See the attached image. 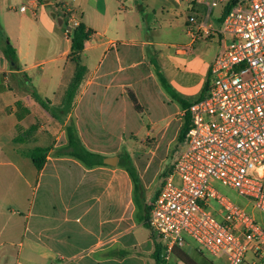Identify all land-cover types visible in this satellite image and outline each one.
Returning <instances> with one entry per match:
<instances>
[{
    "label": "crops",
    "instance_id": "0c3cea01",
    "mask_svg": "<svg viewBox=\"0 0 264 264\" xmlns=\"http://www.w3.org/2000/svg\"><path fill=\"white\" fill-rule=\"evenodd\" d=\"M12 1L0 0L7 13L15 9ZM22 1L29 5L26 11L20 7L23 14L30 10L35 17L20 23L6 18L0 41L4 83L0 84V246L17 247L18 264H156L155 239L146 224L144 205L150 203L148 190L160 178L187 113L157 73L187 102L201 96L212 63L185 58L201 48L194 49L189 17L196 15L201 21L205 7L193 0H169L187 7L185 24L191 37L189 52L175 47L179 64H174L172 55L151 49L148 39L140 40L131 31L129 37L108 36L107 29L94 31L73 6L80 7L79 0ZM67 8L93 34L82 53L87 74L63 124L53 108L62 106L76 70L69 57ZM99 14L103 17L105 11ZM224 14L222 9L212 19L211 12L210 23L218 30ZM220 38L213 34L199 40L208 42L202 50H209L213 42L220 46ZM8 43L16 49V63L7 58ZM34 92L43 102L34 98ZM17 102L29 111L20 119ZM70 119L89 151L104 158L131 156L143 185L141 208L130 174L118 165L120 157L115 166L88 168L56 153L68 144ZM35 148L50 149L41 170L30 156Z\"/></svg>",
    "mask_w": 264,
    "mask_h": 264
},
{
    "label": "built area",
    "instance_id": "2783aa9c",
    "mask_svg": "<svg viewBox=\"0 0 264 264\" xmlns=\"http://www.w3.org/2000/svg\"><path fill=\"white\" fill-rule=\"evenodd\" d=\"M193 1L206 9L201 21L189 17L194 43L217 34L220 52L206 96L189 108L190 129L147 223L167 255L187 245V234L225 264H243L248 255L264 264V227L255 215L264 213V0ZM219 6L227 12L218 30L210 16ZM67 9L69 35L80 21Z\"/></svg>",
    "mask_w": 264,
    "mask_h": 264
},
{
    "label": "rangeland",
    "instance_id": "374dc122",
    "mask_svg": "<svg viewBox=\"0 0 264 264\" xmlns=\"http://www.w3.org/2000/svg\"><path fill=\"white\" fill-rule=\"evenodd\" d=\"M72 4V0L69 1ZM75 3V2H74ZM73 3V4H74ZM80 7L73 5L85 18L87 22H90L94 31L104 32L108 36H113L116 33L124 34L129 37L133 34L140 40L148 39L151 43V49H155L157 52H167L173 56L174 64H179L177 56L175 55V47L183 48L188 52L191 50L188 47V43L191 41V37L187 34V27L185 20L188 18V9L183 4L177 7L169 0H79ZM15 9L7 13V6L0 4V41L5 37L3 29L6 18L10 22L20 23L22 20L27 18H34L33 11L28 10L27 13L23 14L20 7L26 6L29 8L26 1L13 0L11 2ZM222 7H216L212 10V19L219 17ZM105 16H99V12H104ZM7 14V17H6ZM35 15V13H34ZM131 31L127 35V33ZM7 39V38H6ZM204 43V44H203ZM208 43L207 41H197L194 44V49H197L195 56L191 53L185 59H194L196 62L201 60H210L211 63L214 61V57L220 51V46L217 43H211L212 47L207 51H203L202 47ZM172 58V57H171ZM167 75L166 71L162 69ZM0 84L3 83V76L0 74ZM183 143L178 144L176 142L173 147L169 149V153L165 157V162L162 166V171H168L171 165H173L177 153L182 148ZM162 150H165L163 148ZM163 154V153H161ZM162 179H158L156 185L148 190V201L151 202L156 195ZM236 201L242 205H246L247 201L241 197H238L235 191L226 188L224 190ZM258 223L264 227V213L256 211ZM1 228V226H0ZM187 241V245L177 249L175 252L167 255V264H185L179 257V254L186 253L194 261L199 264H225L224 258H218L211 256L207 251L200 250L198 243L191 238L189 235L184 234ZM18 249L17 247L8 248L0 246V264H18ZM252 256L248 255L243 264H251ZM23 263V262H22Z\"/></svg>",
    "mask_w": 264,
    "mask_h": 264
},
{
    "label": "trees",
    "instance_id": "16d2710c",
    "mask_svg": "<svg viewBox=\"0 0 264 264\" xmlns=\"http://www.w3.org/2000/svg\"><path fill=\"white\" fill-rule=\"evenodd\" d=\"M227 12V9L225 10V13ZM68 25V24H67ZM93 34V31L88 28L84 23L80 22V24L73 29V31L69 34L71 37V51L69 54V57L72 61L75 62L76 64V70L74 73V76L68 85L65 95H64V100L62 103L61 107H54L53 108V113L57 117L59 121H61L63 124L71 114V110L73 107L74 100L78 94L79 88L82 84V82L85 79V76L87 74V67L83 63L82 59V53L85 47V43L89 40L91 35ZM5 53L7 55V58L9 59L10 62L16 63L17 61V52L16 49L12 46L11 43H8L6 45ZM161 83L163 84L164 88L171 94V96L176 100L178 103L181 104V106L187 110V113L184 117V123L182 125V128L180 130L179 136L177 143L181 144L184 142L186 134L188 130L190 129L191 126V117L189 113V108L190 106L203 99L208 91V78L206 81V84L204 86L203 92L201 96L195 100L192 103L187 102L185 99H183L180 95L176 94L172 87L167 83L166 79L164 76L158 72L157 73ZM34 98L39 101L43 102V99L38 95L37 93H33ZM133 100L135 104L138 107L137 100L134 96ZM17 108L19 111H17V117L20 119L26 114L29 113L27 109H23L20 102H17ZM66 131H67V136H68V144L67 146L62 149L58 150L56 153L58 155H68L71 156L77 160H79L81 163H83L86 167L88 168H93L96 166H108L103 163V158L104 156L98 153H94L92 151H89L82 143L80 137L78 136L77 129L74 123V120L70 119V122L66 125ZM50 149L47 148H35L31 152V159L37 170H41L46 162V156L49 153ZM120 160L118 165L125 168L128 173L131 176V179L134 184V193H135V200L139 208L142 207V198L141 194L143 193V185L141 178L139 176L138 170L136 166L133 163V160L129 154L126 153H121L120 154ZM173 165L170 166L168 171H162L160 174V179H163L172 172ZM163 183V182H162ZM153 203L150 202L146 205H144V210H145V220L146 224L148 225V217L150 214V211L152 209ZM149 227V226H148ZM150 228V227H149ZM152 231V230H151ZM153 232V231H152ZM153 236L155 239V249L153 253V257L155 259L156 264H167V256L165 255L164 252V246L162 241L159 239V237L153 232ZM180 249V248H177ZM175 249L174 252L177 250ZM179 257L183 260L185 264H199L194 259H192L188 254L186 253H181L179 254Z\"/></svg>",
    "mask_w": 264,
    "mask_h": 264
},
{
    "label": "water",
    "instance_id": "95a60500",
    "mask_svg": "<svg viewBox=\"0 0 264 264\" xmlns=\"http://www.w3.org/2000/svg\"><path fill=\"white\" fill-rule=\"evenodd\" d=\"M118 156L106 157L103 159V163L110 166H115L118 163Z\"/></svg>",
    "mask_w": 264,
    "mask_h": 264
}]
</instances>
